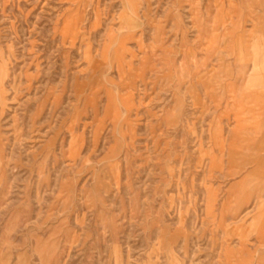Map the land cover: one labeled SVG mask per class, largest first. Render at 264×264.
Segmentation results:
<instances>
[{"label": "rangeland", "instance_id": "1", "mask_svg": "<svg viewBox=\"0 0 264 264\" xmlns=\"http://www.w3.org/2000/svg\"><path fill=\"white\" fill-rule=\"evenodd\" d=\"M0 264H264V0H0Z\"/></svg>", "mask_w": 264, "mask_h": 264}]
</instances>
